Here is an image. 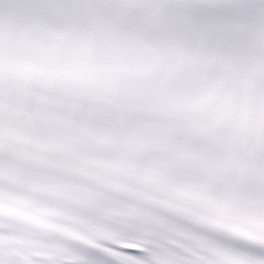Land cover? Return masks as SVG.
<instances>
[{
	"label": "snow or ice",
	"instance_id": "1",
	"mask_svg": "<svg viewBox=\"0 0 264 264\" xmlns=\"http://www.w3.org/2000/svg\"><path fill=\"white\" fill-rule=\"evenodd\" d=\"M0 264H264V0H0Z\"/></svg>",
	"mask_w": 264,
	"mask_h": 264
}]
</instances>
